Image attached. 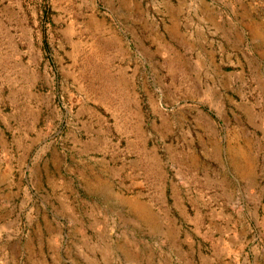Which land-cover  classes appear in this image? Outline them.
Here are the masks:
<instances>
[{"label":"rangeland","instance_id":"1","mask_svg":"<svg viewBox=\"0 0 264 264\" xmlns=\"http://www.w3.org/2000/svg\"><path fill=\"white\" fill-rule=\"evenodd\" d=\"M0 264H264V0H0Z\"/></svg>","mask_w":264,"mask_h":264}]
</instances>
